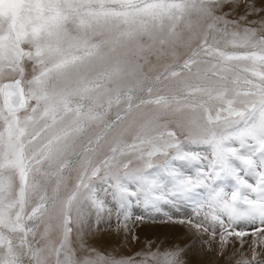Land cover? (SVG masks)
Returning <instances> with one entry per match:
<instances>
[{
  "label": "snow or ice",
  "instance_id": "obj_1",
  "mask_svg": "<svg viewBox=\"0 0 264 264\" xmlns=\"http://www.w3.org/2000/svg\"><path fill=\"white\" fill-rule=\"evenodd\" d=\"M161 216L264 264V0H0V264H193L84 239Z\"/></svg>",
  "mask_w": 264,
  "mask_h": 264
},
{
  "label": "bare ground",
  "instance_id": "obj_2",
  "mask_svg": "<svg viewBox=\"0 0 264 264\" xmlns=\"http://www.w3.org/2000/svg\"><path fill=\"white\" fill-rule=\"evenodd\" d=\"M25 74V76L27 77L28 74L26 73V71ZM4 82H7V80ZM194 150L204 152L203 147H198ZM163 210L169 213L176 211L170 206H166ZM179 214L180 217H185V214L190 215V210L187 207H182ZM113 219H115V217H113ZM164 219L165 218L163 216L156 220L146 219L144 224H138L136 227H134L133 233L129 236L124 233L117 234L115 232V225L113 224L111 227H109L106 222L101 223L99 230H97L96 222L93 218L92 229L90 231L87 229L85 230L84 239L93 248L104 252L105 254L111 253L117 257H127L136 253L142 245L146 246L149 240L156 241L157 237H159L160 240H163L165 239L166 233H171L172 236H176V234L179 232V239L188 242L189 246L193 247L194 249L192 254L193 264H221L218 255L213 254V251L209 246L207 237L202 238V234L196 232L194 229L181 230L179 227H165ZM237 227L241 230H251L246 223H241L237 225ZM254 239L259 238L246 236L243 238V241H241L238 237L230 240L229 258L233 260L251 258L253 253ZM116 244L120 246V248H118L120 250H114V246H116ZM257 249H262L261 254H264V244H261L259 247H257Z\"/></svg>",
  "mask_w": 264,
  "mask_h": 264
},
{
  "label": "rangeland",
  "instance_id": "obj_3",
  "mask_svg": "<svg viewBox=\"0 0 264 264\" xmlns=\"http://www.w3.org/2000/svg\"><path fill=\"white\" fill-rule=\"evenodd\" d=\"M25 71H26V73L28 74V76L26 77V78H30V76H31V65L30 64H26L25 65ZM26 75V74H25ZM6 81V80H5ZM203 151H205V149L203 150ZM142 211L143 210H141L140 208H135L134 209V212H135V214L136 215H138V214H140V213H142ZM133 218H135V216L133 217ZM257 226H259V225H257ZM132 233H133V231H132ZM114 241V240H113ZM114 243V242H113ZM118 244V243H117ZM116 244V246H114V250H120V249H118V248H120V246L119 245H117ZM263 249V248H262ZM262 249L261 250H259V249H255V251L257 252V253H260L261 254V251H262Z\"/></svg>",
  "mask_w": 264,
  "mask_h": 264
}]
</instances>
